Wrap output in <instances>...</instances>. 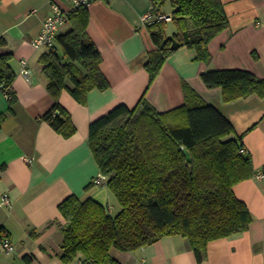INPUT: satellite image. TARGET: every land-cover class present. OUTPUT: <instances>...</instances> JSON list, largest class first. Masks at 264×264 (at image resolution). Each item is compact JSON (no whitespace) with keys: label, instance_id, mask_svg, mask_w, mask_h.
Here are the masks:
<instances>
[{"label":"crops","instance_id":"obj_1","mask_svg":"<svg viewBox=\"0 0 264 264\" xmlns=\"http://www.w3.org/2000/svg\"><path fill=\"white\" fill-rule=\"evenodd\" d=\"M222 1L229 26L210 41L211 61L198 60L195 49L181 46L147 89L144 62L157 48L148 24L160 14H171L173 8H163L168 0L159 7L153 0H93L87 6L88 33L102 53L100 66L111 85L90 90L86 104L62 91L59 101L77 127L74 135L65 138L40 119L54 101L38 61L50 46L36 48L33 40L52 3L70 10L71 1L0 0V54H12L16 96L11 104L0 89V226L10 232L15 248L9 253L1 250L0 264H64L60 253L65 219L59 204L68 195L94 198L111 213L117 212L120 206L114 193L106 184L94 183L99 167L88 142L90 123L119 103L134 106L146 90L147 100L159 111L180 106L185 102L184 81L241 136L253 175L236 183L234 191L247 204L252 221L243 232L210 241L201 259L182 235L164 236L133 251L113 248L111 254L120 264L142 260L147 264H264V176H254L264 172V96L251 93L226 101L222 87H208L201 76L209 69L243 68L264 78V0ZM148 12L152 16L144 20ZM68 23L69 28L59 34L70 29ZM22 59L28 60L29 79L21 71ZM24 157H32L33 162ZM5 193L9 204L2 203ZM81 258L69 264H84Z\"/></svg>","mask_w":264,"mask_h":264},{"label":"trees","instance_id":"obj_2","mask_svg":"<svg viewBox=\"0 0 264 264\" xmlns=\"http://www.w3.org/2000/svg\"><path fill=\"white\" fill-rule=\"evenodd\" d=\"M165 1L153 4L159 7ZM168 1L179 47L195 49L198 60L210 62V41L229 26L223 1ZM69 21L70 29L58 34L38 59L54 99L40 119L65 138L77 127L59 101L62 91L86 104L90 90L111 85L100 66L102 53L88 33V7L72 10ZM164 22L148 24L157 48L144 62L147 89L176 50L171 40L161 47L169 34ZM11 58V53L0 54V89L10 92L12 104ZM201 76L208 87H222L226 101L251 93L264 96V78L247 69H209ZM183 90L185 102L167 111L157 110L146 90L134 106L119 103L90 123L89 146L120 208L111 213L94 198L65 197L59 204L65 219L60 253L64 264L80 256L84 264H120L111 254L113 248L133 251L168 235L187 237L201 259L210 241L248 229L252 214L234 186L253 175L251 157L241 151V136L216 107L185 81ZM6 239L10 232L1 225L0 252Z\"/></svg>","mask_w":264,"mask_h":264},{"label":"built area","instance_id":"obj_3","mask_svg":"<svg viewBox=\"0 0 264 264\" xmlns=\"http://www.w3.org/2000/svg\"><path fill=\"white\" fill-rule=\"evenodd\" d=\"M71 1V9L67 10L62 8L59 4L57 3H52V11L49 13L42 24V29L41 32L37 35V37L33 40V44L36 48H39L41 46H52L56 39L57 35L59 34V30L61 26L69 21L70 17V12L72 10H75L76 8L80 6H89L93 0H70ZM35 11V10H34ZM152 16L151 12L146 13L143 16L144 20L149 19ZM158 19L160 20H166L170 21L172 19V14H160L158 16ZM22 73L26 76V78L29 79V74H30V69L28 67V60L27 59H22ZM6 95L9 98L10 97V92L6 91ZM242 152H245V148L243 147L241 149ZM24 159L27 162H33L32 157H24ZM255 178H262L264 176V172L259 171L256 174H254ZM107 180L106 175L103 173L99 172L95 178L94 182L97 184H105ZM2 203L4 204H9V196L7 193L3 194L2 196ZM110 210V209H109ZM14 245L9 239L3 240L1 244V250L4 252H12L14 250ZM136 264H147L144 260L136 263Z\"/></svg>","mask_w":264,"mask_h":264},{"label":"rangeland","instance_id":"obj_4","mask_svg":"<svg viewBox=\"0 0 264 264\" xmlns=\"http://www.w3.org/2000/svg\"><path fill=\"white\" fill-rule=\"evenodd\" d=\"M165 10H169V8H171L172 9V6H171V4H170V1H168L166 4H165V7H163ZM164 24H165V26L167 27V30H171V29H175V23L173 22V21H166V22H164ZM69 26H70V24L67 22V23H65V24H63L62 26H61V30H66V29H68L69 28ZM60 31V30H59Z\"/></svg>","mask_w":264,"mask_h":264},{"label":"water","instance_id":"obj_5","mask_svg":"<svg viewBox=\"0 0 264 264\" xmlns=\"http://www.w3.org/2000/svg\"><path fill=\"white\" fill-rule=\"evenodd\" d=\"M169 40H171V42H172V43H171V48H173V49H178V48H179L180 43H179L178 40H176V38L174 37L173 34H168V35L164 38V40L162 41L161 47H164L165 44H166Z\"/></svg>","mask_w":264,"mask_h":264}]
</instances>
